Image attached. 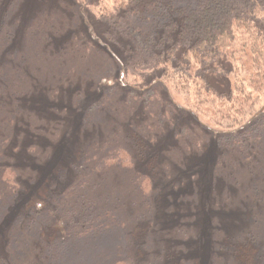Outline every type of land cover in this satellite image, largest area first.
I'll return each mask as SVG.
<instances>
[{
	"label": "rangeland",
	"instance_id": "obj_1",
	"mask_svg": "<svg viewBox=\"0 0 264 264\" xmlns=\"http://www.w3.org/2000/svg\"><path fill=\"white\" fill-rule=\"evenodd\" d=\"M80 1L85 16L75 0L0 5V251L17 263L46 264L48 245L65 236V227L59 218L43 222L34 209L46 212L66 200L81 175L72 167L82 150L102 161L109 146L124 148L132 168L124 174L121 160L91 174L68 200L69 217L113 211L125 227L117 246L131 264H209L216 249L222 254L220 244L241 242L255 212L246 209L251 193L264 203L262 170L256 189L239 154L223 155L218 140L227 134L173 102L159 106L160 83L125 79L123 66L100 47L108 41L105 24L88 11V0ZM92 37L98 40L89 47ZM5 171L14 187L3 183ZM141 175L150 179L148 197L139 190Z\"/></svg>",
	"mask_w": 264,
	"mask_h": 264
},
{
	"label": "trees",
	"instance_id": "obj_2",
	"mask_svg": "<svg viewBox=\"0 0 264 264\" xmlns=\"http://www.w3.org/2000/svg\"><path fill=\"white\" fill-rule=\"evenodd\" d=\"M0 1V5L4 2L9 10L14 0ZM75 1L80 8L78 13L85 16L84 4ZM86 2L90 7L88 11L106 26L104 36L108 41L105 43L99 38L102 40L100 47L109 50L123 66L125 79L134 76L133 84L150 87L160 83L165 95L155 97L159 106L173 102L176 109L192 114L199 121L197 123L209 129H220L219 136L227 134L218 140L220 146L227 149L223 155L231 158L229 154L237 152L239 166L247 172L250 184L255 179L257 189V172L261 169L264 175V0ZM3 24L1 22V26ZM86 25L93 34V27ZM94 38L88 42L89 47L93 40H98ZM105 149L106 158L102 161L98 157L90 158L88 149L82 150L72 167L81 175L64 192L66 200L59 198L54 209L46 212L34 209L43 222L59 218L65 227V234L62 233L65 236L48 245L46 264H131L133 257L126 250L124 254L120 252L117 246L116 239L124 221L113 211L86 212L78 219L69 217L72 202L68 200L91 180V174L105 172L104 169L115 167L116 162L126 157H122L124 148L106 146ZM123 162L125 164L119 166L128 174L132 168L129 167L130 159ZM137 179L139 190L148 197L146 182L150 179L142 175ZM2 181L12 187L16 185L7 171ZM261 197L262 194L254 193L248 197L246 209L249 212L254 209L256 213L248 215L249 227L240 235L239 245L220 244L222 254L216 249L209 264H264V203ZM80 199L81 195L76 199L77 204ZM257 217H261L259 223ZM26 222L28 230L34 228V221L28 219ZM108 243L112 247H108ZM103 248L106 250L102 251ZM0 264L21 263H17L16 258L7 259L0 251Z\"/></svg>",
	"mask_w": 264,
	"mask_h": 264
}]
</instances>
